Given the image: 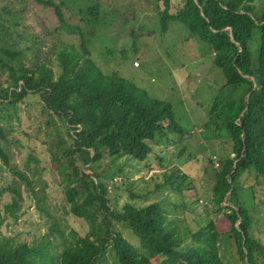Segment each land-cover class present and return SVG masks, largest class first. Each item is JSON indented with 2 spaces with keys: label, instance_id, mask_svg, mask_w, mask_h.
<instances>
[{
  "label": "trees",
  "instance_id": "trees-1",
  "mask_svg": "<svg viewBox=\"0 0 264 264\" xmlns=\"http://www.w3.org/2000/svg\"><path fill=\"white\" fill-rule=\"evenodd\" d=\"M33 1L53 10L58 30L78 37L80 44L77 47L51 40L57 50L56 73L48 56L42 57L40 47L29 57L32 47L22 46L23 35L18 28L24 23V9L15 15L4 9L10 25H0V73L6 76L0 81V160L30 188L26 173L11 164L9 134L13 131L11 119L18 115L20 105L37 100L41 113L47 115L46 124L55 126L52 132L58 140L54 146L61 150V156L52 153V162L69 211L88 225V231L84 236L72 232L67 239L58 221L52 220L50 233L39 243L30 245L1 236L0 264H264L262 219H257L260 214H256L255 206L259 200L250 187L255 207L251 209L241 180L252 176L256 186L264 187V8L259 6L264 0ZM123 1L133 8L132 46L119 50L123 64L134 57L135 65L145 54L138 49L140 36L134 26L140 14L151 12L160 18V35L172 22L183 24L205 45V56L213 54V66L224 74L225 83L207 111L208 119L199 127L204 135L216 134L222 144H231L229 150L211 149L202 159L207 171H212L213 182L205 201L214 203L216 211L224 214L228 236L220 233L215 220L208 216L196 219L197 229L187 224L182 210L189 206L186 198L191 200L196 189L192 177L178 166L152 176L155 187L141 193L133 189L131 181H113L121 176V168L112 174L95 170L104 158V149L115 160L124 158L150 166L154 156L167 167L166 157L157 154L153 145L184 143L195 127L181 125L171 103L151 97L117 72L104 73L93 61L90 47L95 42L117 39L121 33L108 36L113 26L126 29L131 22L129 12L116 7ZM177 1L181 3L174 9ZM116 52L113 49L108 54L114 56ZM185 150L178 156L182 157ZM29 164L27 169L38 175V168L31 170ZM5 190L12 196L2 208L0 202V225L7 214L10 220H17L23 202L19 187L9 185L0 195ZM124 194L130 199H152L140 206L122 205ZM199 200L198 196L192 202ZM206 211L208 215V207ZM124 231H130L137 241L138 257L126 252ZM54 233L62 239V247L51 240ZM229 239L235 255L230 261L221 247H227Z\"/></svg>",
  "mask_w": 264,
  "mask_h": 264
},
{
  "label": "rangeland",
  "instance_id": "rangeland-1",
  "mask_svg": "<svg viewBox=\"0 0 264 264\" xmlns=\"http://www.w3.org/2000/svg\"><path fill=\"white\" fill-rule=\"evenodd\" d=\"M178 1L173 4L174 9L177 8L178 4L180 5L181 2ZM129 5L128 1L116 3V7H121L122 10L129 12L127 15L131 22L127 24L126 29L117 24L113 26L108 36L121 33L117 39L95 42L92 48L90 47L91 52L93 51V61L104 73L117 72L120 76L132 80L136 85L146 90L151 97L171 103L181 125L186 129L195 127L190 130L192 137L187 138L184 143L175 145L152 144L157 154L166 157L168 162L166 165H169L167 167L161 166L154 156L151 158L150 166L124 158L115 160L110 158L108 151L104 149V158L95 165V170L98 173L105 171L112 174L121 168L123 170L121 176H116L113 181H131L133 189L141 193L155 187L150 180L152 176L160 174L174 165L178 166L182 172L192 177L196 189V191L193 190L191 200L186 198L189 206L182 210V216L186 218L187 224L192 229H197L196 219L199 216H208L215 220L218 231L228 236L229 225L224 214L216 211L218 207L214 203L205 201V197L211 194L213 182L210 178L212 171L210 169L207 171V166L202 159L210 154L211 149L223 150L225 148L229 150L231 144L228 142L222 144L223 141H218L215 137L216 134L204 135L199 127L208 119L207 111H209L215 96L218 95L220 87L225 83L224 74L222 70L213 66V54L205 56L207 53L205 45L196 37L191 36L183 24L172 22L168 31L160 35V18L158 14L151 12L140 14V20L134 26L136 34L140 36L138 49L143 50L141 54H145L139 55L135 65L134 57H129L123 64L122 54L119 50H122L123 47L130 50L133 39L130 33L133 25V8ZM259 6L264 8V2L263 5ZM5 8L12 11L13 15H15V11L24 9V23L18 28L19 33L23 35L22 46L26 44L32 47L29 57H32L33 52L39 51L40 47L43 52L42 57L48 56L54 71L58 73L59 69L54 62L57 55L54 52L57 51L56 44H75L79 47L78 37L59 31V22L53 10L42 7L33 0H0V25L4 23L9 26L8 16L4 12ZM53 39L56 42L55 45L51 43ZM113 49L118 52L111 56L108 51ZM5 79L6 76L0 73V81ZM41 109L42 106L37 100H30L26 104L20 105L18 115L13 117L10 122L13 126V131L9 134V139L12 142L10 145L11 164L26 173L31 183L30 188L23 180L3 166L0 160V192L7 189L9 185H15L20 188L23 195L18 219L10 220V216L6 215V219L0 225V238L1 236L15 238L16 242H26L30 245L39 243L46 234L50 233L52 220L58 221L60 229L67 239L72 232L84 236L88 231V225L78 220L69 211V204L66 202V196L62 190L63 186L60 184L61 179L52 162V153L58 158L61 156V150L54 146L58 140L52 132L55 126L52 127L54 123L49 126L46 124L47 115L42 114ZM53 121L54 119L51 122ZM2 124H6V121H2ZM57 125H60L59 121ZM205 136L210 137L209 140ZM184 147L186 148L185 154L179 157L178 154ZM32 157L34 161L30 160ZM214 160H217L216 157ZM28 161L30 163L29 169L38 168L40 172L38 175L27 169L26 163ZM38 179L41 182H38ZM241 180L247 196H249L247 203L248 205L250 203L251 209L254 207L252 196L256 194V200H259L255 203L258 209L256 214H260L257 216L259 222L262 219L259 226L262 230L260 234L264 237V218L262 217L264 216V206H261V203L264 202V187L256 186V180L252 176H243ZM42 187H44V191ZM250 187L254 188V194ZM31 188L36 191L41 201L34 196ZM11 196L7 190L1 193V208L3 203L6 204L11 201ZM198 196L202 200H199L197 204L193 203L192 201ZM151 197L156 196L152 195ZM150 199L152 198L130 199L128 194H124L121 204L130 203L133 206H140ZM206 207H208V215H206ZM2 214L5 216L3 211ZM123 237L126 252L138 257L137 241L132 237L131 232L124 231ZM50 238L62 247V239L58 233H54ZM231 242L232 239H229L227 240V247L226 245L221 246L223 255L228 261L235 257Z\"/></svg>",
  "mask_w": 264,
  "mask_h": 264
},
{
  "label": "clouds",
  "instance_id": "clouds-1",
  "mask_svg": "<svg viewBox=\"0 0 264 264\" xmlns=\"http://www.w3.org/2000/svg\"><path fill=\"white\" fill-rule=\"evenodd\" d=\"M216 162H218V163H219V161H218V160H215V167H218L219 165H218V166H216Z\"/></svg>",
  "mask_w": 264,
  "mask_h": 264
},
{
  "label": "built area",
  "instance_id": "built-area-1",
  "mask_svg": "<svg viewBox=\"0 0 264 264\" xmlns=\"http://www.w3.org/2000/svg\"><path fill=\"white\" fill-rule=\"evenodd\" d=\"M219 165V163L218 162H216V166H218Z\"/></svg>",
  "mask_w": 264,
  "mask_h": 264
}]
</instances>
